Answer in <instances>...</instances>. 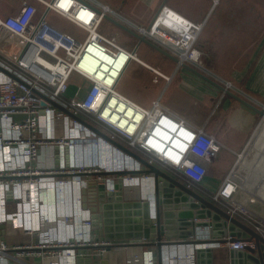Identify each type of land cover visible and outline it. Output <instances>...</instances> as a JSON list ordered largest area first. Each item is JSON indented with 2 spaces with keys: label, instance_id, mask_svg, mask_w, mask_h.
<instances>
[{
  "label": "built area",
  "instance_id": "2783aa9c",
  "mask_svg": "<svg viewBox=\"0 0 264 264\" xmlns=\"http://www.w3.org/2000/svg\"><path fill=\"white\" fill-rule=\"evenodd\" d=\"M167 9L160 7L146 25L102 0H19L13 13L0 14V229L10 222L29 239L24 246L10 249L0 236V264H77V258L88 256L95 257V264H99L105 253L109 255L107 264L121 254L127 256L125 264H195V249L201 244L170 242L163 237L159 250L151 245L156 243L153 175L140 172L144 167L137 159L88 126L149 165L172 174L186 188L206 197L264 239V215L251 207L258 202L264 210V203L253 194L255 200L240 199L244 187L233 174L248 144L234 153L235 163L217 190L207 191L203 163L217 157L224 148L222 143L208 135L204 126H191L168 111L161 96L142 106L118 90L128 65L141 63L137 59L139 44L129 48L117 43L114 36L99 32L105 20L158 45L177 59V67L188 65L202 71L220 83L223 94L226 90L241 95L261 110L259 122L264 117V100L244 93L205 67L196 44L203 23L169 15ZM52 14L65 18L86 36L79 38L55 27L49 20ZM154 28L163 31L159 38L149 36ZM86 55L105 58L107 69L96 66L95 71H88L84 66ZM74 75L81 82L75 83L76 90L69 98L66 92ZM81 92L83 97L79 96ZM112 98L141 112L132 132L116 127L103 116L102 107L109 106ZM157 128L160 133H156ZM165 135L174 136L169 146ZM256 160L242 170V177L249 176L247 181L253 187L262 183L263 171H259L261 167L256 169ZM98 187L104 195L120 192L123 202L150 203L152 230L148 239L115 242L103 238ZM88 191L91 198L86 195ZM91 200L92 207L87 202ZM210 236L208 227L198 228L195 239L207 240ZM223 239L210 247L237 252L255 248L253 240ZM207 247L203 244L204 249ZM78 249L90 252L82 254Z\"/></svg>",
  "mask_w": 264,
  "mask_h": 264
},
{
  "label": "crops",
  "instance_id": "0c3cea01",
  "mask_svg": "<svg viewBox=\"0 0 264 264\" xmlns=\"http://www.w3.org/2000/svg\"><path fill=\"white\" fill-rule=\"evenodd\" d=\"M114 2L117 4H110L112 7L131 15L141 24L150 23L162 6L191 23H203L196 44L209 72L231 81L238 89L264 98V0H130L135 2L133 5L127 0ZM4 8L0 6L1 15L5 14H2ZM37 8L41 9V6L37 4ZM145 50L141 57L138 55L141 63L131 62L128 65L118 90L142 106H148L153 99L161 96V103L168 111L191 126H204L208 135L222 143L224 148L217 157L203 163L207 169L204 188L210 192L217 190L231 165V155L245 147L256 126L252 140L234 166L233 174L249 188L251 182L247 181L248 176L242 177V170L256 158V169L261 167L259 171H263L259 185H264V117L259 122L258 113L238 99L223 94L219 89L220 83L202 71H195L188 65L177 67L175 61L148 45ZM134 65L140 70L134 69ZM232 94L246 101L241 95ZM83 95V92L79 94L80 97ZM249 191L264 203V186H254ZM257 211L264 215L263 210ZM197 235L200 237V233ZM0 236L10 249L29 242L28 237L10 222L3 224ZM31 238L34 241L35 236ZM212 250L213 264H220L214 260H219L218 252L227 256L229 251L224 247ZM10 253L26 260L16 251Z\"/></svg>",
  "mask_w": 264,
  "mask_h": 264
},
{
  "label": "water",
  "instance_id": "95a60500",
  "mask_svg": "<svg viewBox=\"0 0 264 264\" xmlns=\"http://www.w3.org/2000/svg\"><path fill=\"white\" fill-rule=\"evenodd\" d=\"M164 4V3H163ZM109 20V19H108ZM110 21V20H109ZM116 27L135 37L139 43L148 45L154 51L177 62V59L164 49L147 40L144 36L114 22ZM186 67V65H182ZM198 74V73H197ZM208 82L206 79L198 74ZM223 91L222 87L219 88ZM226 95L238 99L245 106L253 109L259 117L263 112L231 92L224 90ZM54 106L58 107L53 103ZM60 108V107H58ZM62 109V108H60ZM65 111V110H64ZM66 112V111H65ZM69 114V113H68ZM70 115V114H69ZM98 136L108 140L112 145L130 154L137 159L144 167L140 172L149 173L154 178V213L156 243L151 245L159 250L162 238L173 242L176 240H190L189 242L200 247L195 249V264H213V250L210 245L223 242L224 237L230 236L238 239L253 240L255 248L247 247L244 251H228L226 264H264V239L250 229L248 226L229 216L217 205L201 194L186 188L180 181L176 180L166 172L155 166L149 165L146 161L127 150L119 143L110 140L106 135L92 126H88ZM118 188V187H117ZM120 189V188H118ZM9 199V194H7ZM98 208L101 215L103 238L109 241L130 242L135 238L143 237L148 239L152 227L150 219V203L148 201L123 202L121 193H107L104 195L101 187L97 189ZM210 231V239H195L198 228H207ZM191 238V239H188ZM125 244V243H121ZM203 244L208 245L206 249ZM82 254L89 253L90 249H78ZM108 253L100 257L99 264H107ZM159 260V255H157ZM95 257H86L84 260L76 259L77 264H95ZM13 264V263H11Z\"/></svg>",
  "mask_w": 264,
  "mask_h": 264
},
{
  "label": "rangeland",
  "instance_id": "374dc122",
  "mask_svg": "<svg viewBox=\"0 0 264 264\" xmlns=\"http://www.w3.org/2000/svg\"><path fill=\"white\" fill-rule=\"evenodd\" d=\"M102 1H104V2H106V3H108L109 5L110 4H117V3H115L114 1L115 0H102ZM130 2V0H127V2ZM262 1V0H261ZM18 3H19V0H0V6H2V7H5L4 8V12H2V14L3 13H5V14H3V15H7V14H11V13H13V10L15 9V7L18 5ZM133 3H135V2H130V4H132L133 5ZM122 11V10H121ZM123 12V11H122ZM124 14H126L125 12H123ZM127 15V14H126ZM50 17H49V20H50V22L55 26V27H57V28H59V29H61V30H63V31H65V32H67V33H69V34H72V35H74V36H77V37H79V38H84V36H86V33L84 32V31H81L80 29H78V28H76L73 24H71L69 21H67L65 18H63V17H60L59 15H56V14H52V15H49ZM127 16H129V15H127ZM130 18H132V19H134L136 22H138L134 17H132L131 15L129 16ZM153 19V18H152ZM139 23V22H138ZM139 24H141V23H139ZM141 25H146V24H141ZM99 32H101V33H103V34H105V35H107V36H114L115 38H116V40H117V43H120L121 45H124V46H126V47H128L129 46V48H132L134 45H137V44H139V46H138V49H137V55H139V57H141V53H143L144 51H146L145 49H146V44H143V43H139L138 42V40L135 38V37H133V36H131L130 34H128L127 32H125V31H123V30H121V29H119L118 27H116L115 25H113V24H111L109 21H107V20H105V21H103V23L101 24V26H100V28H99ZM137 67H136V65H134V69H136ZM138 70H140V68H137ZM81 82V79L80 78H78L76 75H74L73 77H72V79H71V85H69V87H68V90H67V92H66V96L67 97H72L73 95V93L75 92V90H76V86H73V84H75V83H80ZM244 93H248L249 95H251V96H253V97H255V98H259V97H257V96H254L251 92H249V91H247V90H242ZM157 94V93H156ZM156 94H154V95H156ZM260 100H264V98H259ZM258 125V124H257ZM257 127V126H256ZM256 127H255V129H254V131L256 130ZM254 131L252 132V134L250 135V137H249V139H248V141H247V143L246 144H248L251 140H252V138H253V135H254ZM263 145V144H262ZM246 146V145H245ZM245 148V147H244ZM244 148L242 149V150H244ZM246 149V148H245ZM241 150V151H242ZM240 151V152H241ZM256 153H257V150H256ZM256 156H257V154H256ZM231 157H232V162H231V165H230V167H229V169H228V171H227V173L229 172V170L232 168V166L234 165V163H235V160H236V156H235V154H233V155H231ZM92 160H95V158L93 157V158H91ZM254 159H256V158H254ZM253 159V160H254ZM96 160H103V159H96ZM228 160V159H227ZM86 162H89V161H86ZM103 162H105V161H103ZM106 162H108V161H106ZM226 173V174H227ZM225 174V175H226ZM248 178H249V176H248ZM262 178H263V176H262ZM264 180V179H263ZM264 185H258L257 187H263ZM242 187V189H243V187H244V189L243 190H241L242 192H240L239 193V196H240V199H244V200H247V199H254V196L251 194V192L249 191V188H247L244 184L241 186ZM247 190H246V189ZM247 191H249V192H247ZM86 195L89 197V198H91L92 196L90 195V193H89V191L86 193ZM255 200V199H254ZM89 204H90V207H92L93 206V200H91V201H87ZM86 202V203H87ZM252 204V203H251ZM89 207V208H90ZM251 207L252 208H255L256 210H261V206H260V204L258 203V202H255L254 204H252L251 205ZM10 209H12V208H10ZM264 211V210H263ZM216 254V253H215ZM214 254V255H215ZM218 255H219V260L218 259H214L215 260V263H217V262H219L220 264H226V262H227V256H226V254L225 255H223V254H221V252H218ZM126 260H127V256L126 255H123V254H121V255H116L115 256V258H114V260H112L111 261V264H125V262H126Z\"/></svg>",
  "mask_w": 264,
  "mask_h": 264
},
{
  "label": "bare ground",
  "instance_id": "6f19581e",
  "mask_svg": "<svg viewBox=\"0 0 264 264\" xmlns=\"http://www.w3.org/2000/svg\"><path fill=\"white\" fill-rule=\"evenodd\" d=\"M168 10V9H167ZM169 15H174L177 16L176 13H174L173 11H171L170 9L167 12ZM176 14V15H175ZM163 32L160 28L159 30H157V28H154L151 33L149 34V36L153 37H157L159 38V35H162ZM99 57V55H98ZM98 57L96 56H91V55H86L85 59H84V66L87 67L88 71H95V67L99 66L102 69H107V60L105 58H100V60L98 59ZM138 59V58H137ZM102 60H104L105 62L103 63ZM139 60V59H138ZM118 65V64H117ZM50 68H53V66H50ZM100 75V74H98ZM138 110L134 105L131 104H125L122 101H119L115 98H112L111 101L109 102V106H104L102 107V113L103 116L106 117L107 119H109L110 123H113L116 127H119L121 129L127 130L128 132H132V129L135 128V123L134 121H136L140 116H141V112L140 111H136ZM133 120H129L132 119ZM160 129L157 128L156 129V133H160L159 131ZM173 137L174 136H170L169 135H165L164 136V140L165 142H167L168 146L169 143L171 141H173ZM167 146V145H166ZM250 189H253V186L251 185L249 187ZM97 218H99L97 216ZM116 255H114L113 257L115 258Z\"/></svg>",
  "mask_w": 264,
  "mask_h": 264
}]
</instances>
